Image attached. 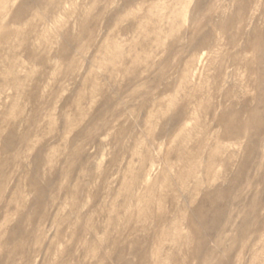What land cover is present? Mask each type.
Segmentation results:
<instances>
[{
  "label": "rangeland",
  "instance_id": "1",
  "mask_svg": "<svg viewBox=\"0 0 264 264\" xmlns=\"http://www.w3.org/2000/svg\"><path fill=\"white\" fill-rule=\"evenodd\" d=\"M263 38L264 0H0V264H264Z\"/></svg>",
  "mask_w": 264,
  "mask_h": 264
},
{
  "label": "bare ground",
  "instance_id": "2",
  "mask_svg": "<svg viewBox=\"0 0 264 264\" xmlns=\"http://www.w3.org/2000/svg\"><path fill=\"white\" fill-rule=\"evenodd\" d=\"M16 16L18 17L19 14L17 13ZM236 22V19L234 18V16L232 18H230V20L227 22L225 21L223 18L220 19L219 21V24H218V27H219V30L221 32H225L228 27L230 25H232V23H235ZM256 34V33H254ZM253 36V35H252ZM251 36V37H252ZM199 38V37H198ZM206 38V36H205ZM204 42V38L199 40V42L197 43V45H202ZM250 49L254 52V55H255V63H257V65H261L260 68L258 67H251L250 71L253 75H255V80H254V83H255V86L257 87L256 88V91H257V94L255 96V99H256V104L254 107H251L249 110H247V121H246V125L249 126V125H252L253 123H257V120H255L258 115L260 114V117L261 118H258L260 119L261 121V124H259V122L257 123L258 125L255 127L257 128L258 132L261 130H264V38L262 40V43L261 44H253L251 43L250 45ZM235 114L237 115L238 112L235 111V110H230V112H225L221 115V119H220V122L221 124L223 123L224 125L228 124V120H226L228 114ZM248 122V123H247ZM245 125V126H246ZM242 127H243V124H242ZM252 127V126H251ZM242 133V128H240V126L236 129L235 132H232L231 130H227L226 132L223 133V136H229V134H240ZM259 134V133H258ZM258 134L256 135H252L253 138H255V136H257ZM248 137H251L250 134L248 135ZM247 137V138H248ZM260 139V138H259ZM263 140V139H262ZM214 153V152H213ZM212 154V153H211ZM225 162V161H224ZM242 170H244V166H242L239 171L242 172ZM240 172L238 173L237 175V179L240 177ZM132 186V185H131ZM36 193H37V196L39 197L41 195V190L39 188H36ZM228 193V192H227ZM227 193L225 192H221L219 190H215V191H212L211 193L208 194V196H210V199L212 200L211 202V205H210V208L211 210L213 211H216V208H217V205L215 204V201L217 200V198L219 197H223V196H226ZM207 196V197H208ZM127 199V198H125ZM132 200V199H131ZM128 201V200H127ZM126 201V202H127ZM216 223V222H215ZM192 225V224H191ZM190 225V226H191ZM217 225V223H216ZM215 225V226H216ZM130 228V227H129ZM154 234V233H153ZM216 236V235H215ZM229 255V254H228ZM140 256V255H139ZM137 259V258H136ZM139 260H142V257L138 258ZM137 259V260H138ZM138 260V262H139ZM223 260V259H222ZM141 262V261H140ZM143 262V261H142ZM229 262L228 259H225L224 263L227 264ZM139 264V263H138ZM142 264V263H140Z\"/></svg>",
  "mask_w": 264,
  "mask_h": 264
}]
</instances>
